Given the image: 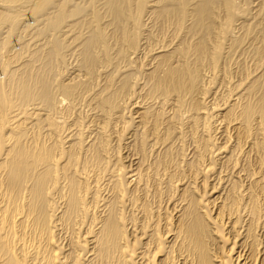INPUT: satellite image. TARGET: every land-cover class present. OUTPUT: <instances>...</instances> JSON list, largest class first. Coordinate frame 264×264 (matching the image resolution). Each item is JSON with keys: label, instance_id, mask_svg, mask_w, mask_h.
<instances>
[{"label": "bare ground", "instance_id": "1", "mask_svg": "<svg viewBox=\"0 0 264 264\" xmlns=\"http://www.w3.org/2000/svg\"><path fill=\"white\" fill-rule=\"evenodd\" d=\"M0 264H264V0H0Z\"/></svg>", "mask_w": 264, "mask_h": 264}, {"label": "rangeland", "instance_id": "2", "mask_svg": "<svg viewBox=\"0 0 264 264\" xmlns=\"http://www.w3.org/2000/svg\"><path fill=\"white\" fill-rule=\"evenodd\" d=\"M25 18H26V19L28 18L27 20H29V22L32 23V22H31L32 20H31L27 15H26Z\"/></svg>", "mask_w": 264, "mask_h": 264}]
</instances>
